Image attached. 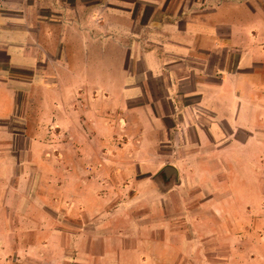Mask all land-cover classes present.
I'll list each match as a JSON object with an SVG mask.
<instances>
[{
    "label": "crops",
    "instance_id": "0c3cea01",
    "mask_svg": "<svg viewBox=\"0 0 264 264\" xmlns=\"http://www.w3.org/2000/svg\"><path fill=\"white\" fill-rule=\"evenodd\" d=\"M44 1L23 11L13 2L0 7V176L20 175L1 158L15 127L33 146L52 144L39 133L59 128L62 150L53 159L60 169H42L34 158L29 174L60 177L42 188L58 186L65 214L87 217L69 221L76 239L123 242L99 253L80 249L77 258L163 264L167 245L187 249L190 238L170 230L167 209L188 206L174 204L173 193H215L201 197V206L221 207L226 193L243 205L242 193L259 188L264 7L260 0ZM166 166L175 173L166 177ZM105 188L114 195H100ZM25 200L3 208L40 225L53 222L51 203ZM97 206L111 208L102 221L93 219Z\"/></svg>",
    "mask_w": 264,
    "mask_h": 264
},
{
    "label": "rangeland",
    "instance_id": "374dc122",
    "mask_svg": "<svg viewBox=\"0 0 264 264\" xmlns=\"http://www.w3.org/2000/svg\"><path fill=\"white\" fill-rule=\"evenodd\" d=\"M6 2L10 6L13 2L14 6L23 11L22 9H27L34 3L39 8V6H44V3L47 5L48 1L0 0V7L2 3L6 4ZM52 2L55 5L54 8H57L58 1ZM259 2L264 7V0ZM69 3H73V0H70ZM236 18L238 16H235ZM230 19L235 20L232 17ZM241 19L240 21L244 23H249L251 20L247 15L242 16ZM19 101L20 103L24 101L23 94L19 96ZM15 129L19 133L13 143L4 144V153L1 157L5 170L17 167L20 175L17 177L0 176V264H108L113 262L110 256H104V260L102 256L86 254L77 258V251L80 249H91V251L99 253L106 249V243L115 246L116 243L122 244L123 242L121 240H96L94 244L88 240L76 239L73 235L75 225L69 221L75 223L77 220H84L86 216H77L70 210L67 215L65 214V209L60 206L63 204L66 193H60L58 186H52V191L42 188L45 182L58 183L60 177L58 175L44 177L43 174H29L33 166H36L33 164L34 158H39L35 163L39 164L42 169L56 170L57 172L60 169L62 161L53 159L54 155L59 156L62 150L59 146V128L44 129L39 133L42 138L45 136L52 139V144H36L34 146L28 143L27 138L23 137L21 126L15 127ZM258 135L264 137V127L260 128ZM71 147L74 149V145ZM71 147H68L67 152L73 150ZM83 150L89 153L92 152V147L90 144H86L83 146ZM63 151L66 152L65 149ZM260 154L261 159L257 169L259 188L254 192L242 193L243 205L240 199H237L236 193H226V195L229 194L226 196L229 200H224L221 207L220 205L201 206V202L205 200L201 197L215 193L204 194L200 191H189L172 194L174 204L187 203L188 206L167 209V216L173 221L169 225L170 230L171 232L188 233L190 238L185 241L187 249L177 248L176 242H171L170 248L167 245L163 264H264V145L261 146ZM45 157L52 160H46ZM100 170L101 173L107 175L105 168ZM243 178L246 183L252 182L250 172L248 173L246 170L243 171ZM68 179L69 183L74 185L76 177L73 175ZM15 187H20V192L8 191ZM32 188L39 191L33 192ZM103 190L105 191H101L99 194L106 199L109 195H114L113 193L104 195L108 188ZM73 193H68V199L72 198ZM74 195L76 196V193ZM121 195L123 196V194ZM230 195H232V199ZM28 198L51 203L46 208L47 212H52L53 222L51 224L40 225L29 220L22 212L19 213L10 207L3 208V203L8 200L13 199L22 203L23 199ZM111 199L114 202L115 196H112ZM213 204L218 205L219 200L216 199ZM99 207L97 206L95 209L97 210ZM99 211L101 213L93 217L96 221H102L108 217L111 208H100ZM192 220L195 221L194 224L191 222ZM66 227L69 228L68 233L60 234L59 230L66 229ZM52 231L56 232L53 236L50 235ZM189 250L190 252L187 253ZM98 258L99 260L96 261Z\"/></svg>",
    "mask_w": 264,
    "mask_h": 264
},
{
    "label": "water",
    "instance_id": "95a60500",
    "mask_svg": "<svg viewBox=\"0 0 264 264\" xmlns=\"http://www.w3.org/2000/svg\"><path fill=\"white\" fill-rule=\"evenodd\" d=\"M163 173L166 175V177H169L171 174L175 173V168L172 166H166L163 169Z\"/></svg>",
    "mask_w": 264,
    "mask_h": 264
}]
</instances>
